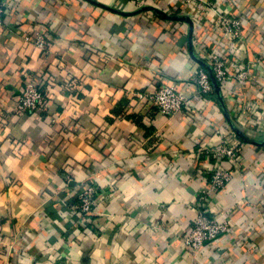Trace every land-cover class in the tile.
<instances>
[{
	"label": "crops",
	"instance_id": "0c3cea01",
	"mask_svg": "<svg viewBox=\"0 0 264 264\" xmlns=\"http://www.w3.org/2000/svg\"><path fill=\"white\" fill-rule=\"evenodd\" d=\"M4 2L0 264H264V0H232L245 43L222 48L230 70L256 55L263 64L174 116L134 94L187 88L195 40L215 42L177 0ZM44 29L45 52L24 40ZM30 74L48 94L42 113L17 111ZM242 107L257 115L253 130L239 120ZM230 131L242 159L225 164L233 180L214 193L209 215H228L233 227L193 253L187 238L212 164L197 151ZM89 177L100 189L80 224Z\"/></svg>",
	"mask_w": 264,
	"mask_h": 264
},
{
	"label": "built area",
	"instance_id": "2783aa9c",
	"mask_svg": "<svg viewBox=\"0 0 264 264\" xmlns=\"http://www.w3.org/2000/svg\"><path fill=\"white\" fill-rule=\"evenodd\" d=\"M177 4L183 11H188L191 14L193 23L201 31L200 33L215 37V42L210 45L207 43L208 40L203 41L199 38L195 40L193 57L196 59V64L187 88L179 89L174 85L161 84L153 91H141L134 94L139 101L151 103L160 112L168 116L188 112L193 107L192 101L194 99L209 98L214 95L216 89L211 73L215 76L220 89L227 92L231 80L241 85L263 64L261 57L256 55L251 56L246 65H239L240 67L237 66L230 70L227 62L228 56L222 52L224 42L230 39L235 44L238 42L245 43L244 20L238 11L232 10V0H177ZM5 9L4 0H0L1 34L7 30L4 27L3 19ZM46 29L38 30L32 36L26 35L24 40L44 52L48 51L50 42L47 38ZM202 62L208 65L211 73ZM71 86L79 87L76 82L71 83ZM230 97L235 102L237 101L233 96L230 95ZM47 103L48 94L41 87L40 78L34 74L28 75L20 92L17 111L42 113L46 110ZM240 111L239 120L242 123L243 121L247 123V129L253 130L252 128L258 125L256 113L247 107L240 108ZM251 122L255 124L251 126ZM234 136V131L225 134L218 133L199 145L197 153L206 155L212 164L207 171L209 175L208 184L198 193L194 209V221L187 238V244L193 253H197L206 244H210L229 233L233 227L232 219L228 215L212 218L209 213L213 210L211 200L214 193L233 180V171L225 164L230 162L238 166L241 163L242 144L235 142ZM68 180H72L70 176H68ZM99 189L98 183L89 177L79 191L77 208L80 224L86 223L92 213L94 198Z\"/></svg>",
	"mask_w": 264,
	"mask_h": 264
},
{
	"label": "water",
	"instance_id": "95a60500",
	"mask_svg": "<svg viewBox=\"0 0 264 264\" xmlns=\"http://www.w3.org/2000/svg\"><path fill=\"white\" fill-rule=\"evenodd\" d=\"M146 8H144L143 10H145ZM152 9H153V7H152ZM188 19V18H187ZM202 64L205 66V67H207V68H209L208 67V65H206L205 63H203L202 62ZM210 69V68H209ZM210 73H211V70H210ZM211 77H212V81H213V83H214V85L216 86V89H217V91L218 92H220V86H219V84L217 83V80H216V78H215V76L211 73ZM239 132V131H238ZM240 133V132H239Z\"/></svg>",
	"mask_w": 264,
	"mask_h": 264
}]
</instances>
